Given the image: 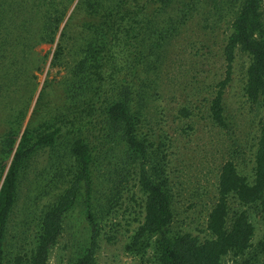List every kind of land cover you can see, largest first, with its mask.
<instances>
[{"label": "trees", "instance_id": "obj_1", "mask_svg": "<svg viewBox=\"0 0 264 264\" xmlns=\"http://www.w3.org/2000/svg\"><path fill=\"white\" fill-rule=\"evenodd\" d=\"M74 1L0 0L2 91L17 87L19 71L26 69L30 52L36 47L55 45L50 68L67 48L78 57L64 81L69 109L40 127L28 125L21 133L24 113L14 110L9 127L0 137V260L5 258L7 226L30 161L45 149L61 156L60 146L75 161L72 179L42 211L33 249L10 257L11 264H50L51 250L80 197H84L89 238L67 264H96L99 224L90 207L97 163L113 167L118 180L134 175L144 196L143 220L127 246L129 251L144 242V247L152 248L156 264H222L228 254L242 256L251 247L254 226L245 209L251 208L262 224L258 249L260 256L264 254V0H239L235 8L233 1L221 0L231 11V32L222 48L224 78L209 103V117L218 128L227 127L223 97L238 51L249 57L244 95L263 110V117L253 154L252 181L237 170L234 161L222 164L215 202L207 216L210 237L202 240L172 229L167 147L164 141L155 144L142 131L151 68L137 65L146 54L154 62L159 59L158 51L173 37L174 23H158L146 14V5L139 0H77L68 16ZM169 1L159 0L152 12H166ZM75 16H82L81 21L76 23ZM81 104L86 108L75 115L74 107ZM179 115L187 118L191 112L181 108ZM232 198L241 208L231 210ZM244 264H264V257L257 255Z\"/></svg>", "mask_w": 264, "mask_h": 264}, {"label": "rangeland", "instance_id": "obj_2", "mask_svg": "<svg viewBox=\"0 0 264 264\" xmlns=\"http://www.w3.org/2000/svg\"><path fill=\"white\" fill-rule=\"evenodd\" d=\"M231 1L234 8L239 3V0ZM76 3L77 0L68 16ZM138 3L146 5V14L155 21L167 26L174 23L175 29L167 45L158 51L156 62L146 54L144 61L137 65L140 69L151 68L148 71L151 84L146 87L150 98L144 110L146 122L142 131L155 144L164 141L167 147L174 213L172 229L189 232L201 240L209 238L207 216L215 202L222 164L232 160L241 174L250 181L253 177V154L263 110L244 95L249 57L236 53L231 81L223 97L227 127L218 128L208 110L216 86L224 78L222 48L231 32L228 5L221 0H170L166 12L154 14L152 10L154 7L156 10L159 0ZM262 16L264 20V3ZM81 19L82 16H75L76 23ZM145 48L149 52V47ZM54 50L55 45L32 49L30 62L16 78L17 87L11 86L6 92L0 88V137L9 127L8 119L14 110L24 113L21 133L28 125L40 127L69 109L64 100V81L78 57L67 48L56 66L50 68ZM4 76L5 70L1 71V78ZM135 82L140 84L136 79ZM74 108V114L78 115L86 105ZM181 108H187L191 115L180 116ZM58 149L61 156L45 149L30 161L9 219L5 258L0 264H11L10 257L33 249L42 211L72 179L75 161L64 153L62 146ZM117 178L113 167L95 165L90 211L99 224L96 264H156L152 248L144 247V242L132 251L127 249L143 220L144 196L134 175ZM230 208L241 207L232 198ZM245 209L254 226L251 247L242 256L228 254L222 258V264H244L257 255L264 257L258 249L263 236L262 224L253 209ZM85 212L84 197H80L51 250L50 264H67L85 247L89 238Z\"/></svg>", "mask_w": 264, "mask_h": 264}]
</instances>
